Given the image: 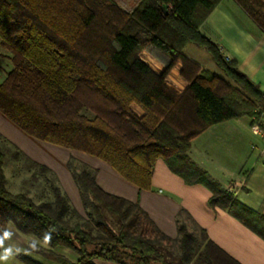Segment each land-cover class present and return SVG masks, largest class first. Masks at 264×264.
Wrapping results in <instances>:
<instances>
[{"label": "trees", "instance_id": "trees-1", "mask_svg": "<svg viewBox=\"0 0 264 264\" xmlns=\"http://www.w3.org/2000/svg\"><path fill=\"white\" fill-rule=\"evenodd\" d=\"M221 1L139 0L124 8L117 0H0V47L12 64L0 81V112L37 139L101 159L140 189L151 187L154 166L163 159L187 183L205 186L212 207L264 239V215L241 204L188 155L193 139L210 126L241 117L253 123L264 112L259 85L200 30ZM233 1L264 34V0ZM189 44L205 50L224 76L186 56ZM147 45L164 62L161 73L140 58ZM178 63L188 83L183 93L166 84ZM20 157L15 149L12 158ZM4 167L0 148V253L12 223L48 246L29 250L57 264H171L162 250L175 247L182 264H241L203 229L196 235L180 223L178 237H170L139 202L100 187L92 168L74 173L84 206L92 209L84 216L55 176L47 179L53 198L37 202L7 189ZM104 209L121 218L118 230Z\"/></svg>", "mask_w": 264, "mask_h": 264}, {"label": "crops", "instance_id": "crops-1", "mask_svg": "<svg viewBox=\"0 0 264 264\" xmlns=\"http://www.w3.org/2000/svg\"><path fill=\"white\" fill-rule=\"evenodd\" d=\"M200 30L221 47L227 58L236 60L239 69L264 93V34L233 0H222ZM187 46L184 49L186 56L204 67L200 60L201 53L195 50L189 54ZM208 61L210 65L217 66L211 57ZM148 64L156 73L164 69L155 68L150 62ZM178 70L180 72L181 68ZM179 74L174 79L169 74L166 84L181 93L188 83L182 81ZM133 110L140 116L143 114L139 108ZM0 121L8 124L2 115ZM76 155L82 163L96 169V181L100 187L114 195L139 202L170 237L177 238L178 225L184 223L196 235H200L203 229L213 242L241 264H264V239L228 211L212 207L209 204L211 192L205 186L187 183L163 159H158L154 166L151 187L140 189L101 159H95L85 152ZM188 155L227 191L228 187L234 186L232 194L241 204L264 215V134L252 130L251 118H233L210 126L193 139ZM65 177L64 182L60 181V186L69 197H73L76 210L87 216L79 186L66 172ZM27 239L48 247L34 236L19 232L12 223L9 224L0 253V264H25L18 258L19 254H25L42 264H57L29 250ZM55 250L72 261L79 258L69 248L57 247ZM94 263L116 264L102 259H95Z\"/></svg>", "mask_w": 264, "mask_h": 264}, {"label": "rangeland", "instance_id": "rangeland-1", "mask_svg": "<svg viewBox=\"0 0 264 264\" xmlns=\"http://www.w3.org/2000/svg\"><path fill=\"white\" fill-rule=\"evenodd\" d=\"M119 1L120 5L122 4L121 6L129 8L131 6H134L139 0ZM195 50L201 53L202 57L200 58V60L204 67L210 69L213 72H216L221 76H224L220 68L209 64L208 59H210V57L205 50L197 47L195 44H189L187 46V52L189 54H193L192 52H194ZM7 55H9V53L0 47V81L3 80L7 71L12 67V64ZM140 58L146 63L150 62L155 68L165 67L164 62L154 53L149 45L141 49ZM178 68H182L181 63H178L171 70V79H174L180 73ZM181 79L182 81H185L182 77ZM132 107L133 109H138L136 105H133ZM0 115H2L6 119V121H8V124H4L0 121V148L5 153L4 168L7 177V189L9 191L27 193L28 195H31L37 202L41 200H51L53 198L50 188L51 184L49 181H47V179L55 176L59 184H61L60 181L64 182L66 179V172L68 177H71L72 180L76 183L74 179L75 172H79L80 170L85 168L91 169L88 164L82 163V161L78 160L76 153H80L82 151L65 149L61 146L55 147V145L53 146L51 143L44 142L26 133L24 130L11 122L1 112ZM52 147L62 150H55ZM15 149L21 150V157L19 160H15L14 158H12V153ZM42 164L48 166L51 171L48 173H44L41 167ZM93 170L96 171V169ZM71 198V203L74 206V199L73 197ZM91 199L95 201L93 197H91ZM85 210L86 212L92 211L91 208H85ZM103 211L105 218H107L112 228L118 230L121 224V218L115 214L110 213L107 209H104ZM27 241L28 248H35L36 244H38L37 242L35 243L28 239L26 240V242ZM162 251L165 255V259L171 264H182L181 258L177 254L178 252L176 247L174 251H168L165 249Z\"/></svg>", "mask_w": 264, "mask_h": 264}, {"label": "built area", "instance_id": "built-area-1", "mask_svg": "<svg viewBox=\"0 0 264 264\" xmlns=\"http://www.w3.org/2000/svg\"><path fill=\"white\" fill-rule=\"evenodd\" d=\"M253 123H251L252 130L257 134H264V112L260 113V116L256 115L253 118ZM235 187H228V192L234 193Z\"/></svg>", "mask_w": 264, "mask_h": 264}, {"label": "water", "instance_id": "water-1", "mask_svg": "<svg viewBox=\"0 0 264 264\" xmlns=\"http://www.w3.org/2000/svg\"><path fill=\"white\" fill-rule=\"evenodd\" d=\"M163 9L165 10V8L163 7ZM165 13H167V11L165 10Z\"/></svg>", "mask_w": 264, "mask_h": 264}]
</instances>
